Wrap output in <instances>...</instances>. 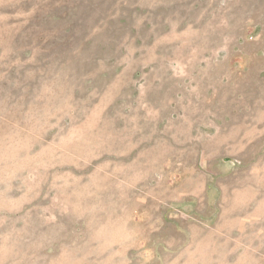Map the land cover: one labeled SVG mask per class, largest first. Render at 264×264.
Here are the masks:
<instances>
[{
    "label": "rangeland",
    "instance_id": "rangeland-1",
    "mask_svg": "<svg viewBox=\"0 0 264 264\" xmlns=\"http://www.w3.org/2000/svg\"><path fill=\"white\" fill-rule=\"evenodd\" d=\"M0 264H264V0H0Z\"/></svg>",
    "mask_w": 264,
    "mask_h": 264
}]
</instances>
